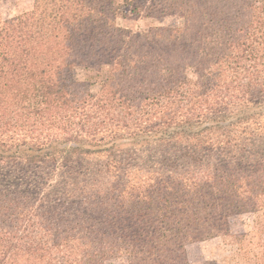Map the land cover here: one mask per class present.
Wrapping results in <instances>:
<instances>
[{"label": "trees", "instance_id": "obj_1", "mask_svg": "<svg viewBox=\"0 0 264 264\" xmlns=\"http://www.w3.org/2000/svg\"><path fill=\"white\" fill-rule=\"evenodd\" d=\"M124 7L181 21L119 37ZM248 211L264 237V0L0 15V264H186Z\"/></svg>", "mask_w": 264, "mask_h": 264}, {"label": "rangeland", "instance_id": "obj_2", "mask_svg": "<svg viewBox=\"0 0 264 264\" xmlns=\"http://www.w3.org/2000/svg\"><path fill=\"white\" fill-rule=\"evenodd\" d=\"M33 0H1L0 15L3 19L26 12L32 8ZM181 18L178 14H149L142 12L139 15L132 14L128 7L122 8L118 14V27L116 34L123 37L129 34L139 33L148 27L159 25H176ZM108 66H103V72H107ZM90 72L82 66L74 68V75L78 80H83ZM100 81L93 82V89L99 88ZM254 212H243L229 218L228 231L212 238L195 241L186 246V264H252L260 260L264 264L262 234L250 233L253 230ZM104 264H128L125 257L107 259Z\"/></svg>", "mask_w": 264, "mask_h": 264}]
</instances>
